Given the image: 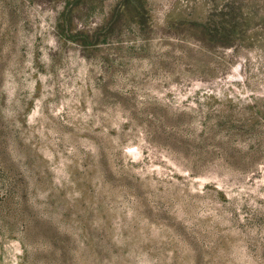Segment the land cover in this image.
<instances>
[{
	"label": "rangeland",
	"instance_id": "obj_1",
	"mask_svg": "<svg viewBox=\"0 0 264 264\" xmlns=\"http://www.w3.org/2000/svg\"><path fill=\"white\" fill-rule=\"evenodd\" d=\"M0 264H264V0H0Z\"/></svg>",
	"mask_w": 264,
	"mask_h": 264
}]
</instances>
